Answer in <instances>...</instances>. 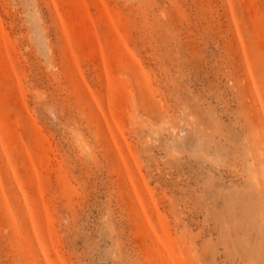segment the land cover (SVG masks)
<instances>
[{"label":"rangeland","instance_id":"374dc122","mask_svg":"<svg viewBox=\"0 0 264 264\" xmlns=\"http://www.w3.org/2000/svg\"><path fill=\"white\" fill-rule=\"evenodd\" d=\"M0 264H264V0H0Z\"/></svg>","mask_w":264,"mask_h":264}]
</instances>
